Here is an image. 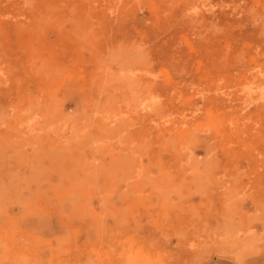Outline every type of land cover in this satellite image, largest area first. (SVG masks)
<instances>
[{"label":"rangeland","instance_id":"rangeland-1","mask_svg":"<svg viewBox=\"0 0 264 264\" xmlns=\"http://www.w3.org/2000/svg\"><path fill=\"white\" fill-rule=\"evenodd\" d=\"M0 264H264V0H0Z\"/></svg>","mask_w":264,"mask_h":264}]
</instances>
